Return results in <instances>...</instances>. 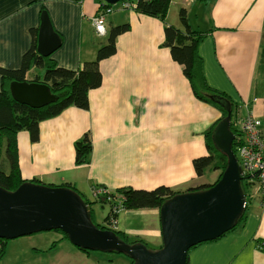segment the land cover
<instances>
[{
	"label": "crops",
	"instance_id": "1",
	"mask_svg": "<svg viewBox=\"0 0 264 264\" xmlns=\"http://www.w3.org/2000/svg\"><path fill=\"white\" fill-rule=\"evenodd\" d=\"M102 1L0 0L4 68L21 67L33 41L30 30L39 28L43 10L61 40L49 56L72 70L96 59L112 25L130 23V30L116 39L115 54L100 61L103 79L89 91L88 109L71 106L43 120L35 142L28 131L18 133L24 177L72 182L83 194L81 180L91 191L96 184L115 191L212 183L196 174L193 160L207 154L205 132L222 114L193 92L182 65L164 45L165 26L181 28L178 13L186 8L191 26L205 32L198 54L209 85L230 97L239 118L251 110L264 120V0H173L165 22L122 6L119 20L106 16V33L99 35L92 17ZM34 74L44 70L32 68L27 78ZM85 134L93 149L87 162L77 165L75 142ZM214 175L217 179L219 171ZM255 199L259 205L248 208L243 226L198 244L188 264H264V200ZM143 209L149 215L140 219L150 223L127 228L121 222L117 228L146 242L147 237L162 238L160 210Z\"/></svg>",
	"mask_w": 264,
	"mask_h": 264
},
{
	"label": "trees",
	"instance_id": "2",
	"mask_svg": "<svg viewBox=\"0 0 264 264\" xmlns=\"http://www.w3.org/2000/svg\"><path fill=\"white\" fill-rule=\"evenodd\" d=\"M172 1L173 0H124L121 1V4L123 7H125V4H128L125 8L131 9L139 14L159 18L161 21L165 22ZM198 1L204 2L206 0ZM112 9L113 5L106 3L104 0L99 4V11L104 15ZM178 18L181 28L173 24H166L164 45L170 48L174 60L182 65L183 72L190 81L195 95L200 100L213 104L222 114L221 118L205 132L207 154L193 160V166L198 176H203L212 171H219V175L214 181V183H216L227 167V157L217 148L213 142L212 136L215 126L222 119L229 116V109L215 99H212L211 96L223 98L231 103V130L236 135L231 148L237 158H239V147L242 145L244 139L238 121L236 120L237 111L230 97L226 93L211 87L203 73V61L198 54V45L205 32L196 30L191 26L186 8H180ZM128 30H130V23L112 25L109 30L108 41L99 48L96 59L84 62L78 70L60 67L50 56L41 55L37 50L39 28H32L30 30L33 41L30 49L22 57L21 67L16 69L0 67V187L13 191L25 182L46 185L37 177H24L19 163L18 133L22 130H28L31 141L35 142L39 139L40 123L43 120L58 116L71 106L85 110L88 109L90 106L89 91L98 88L102 83L103 75L100 69V61L115 54L117 50V37ZM32 68L43 69L44 74H34L29 80L47 84L51 92L57 96L56 101L40 108H34L17 102L12 97L10 84L13 81L28 80L27 75ZM92 149L93 143L90 135L85 134L75 142L76 162L78 164L86 163ZM4 151L5 154L3 157ZM6 168H8V171ZM214 183H201L197 186H191L188 187L186 192L204 191L210 188ZM47 185L54 186V184ZM60 186L73 190L75 193L79 194L87 204L93 205L97 202V200H90L82 196L79 188L72 182H63ZM255 186V178L249 175L244 176L241 187L245 199L248 201L247 207L239 218L238 223L222 236L244 225L250 204L249 198L255 195L253 194ZM116 192L120 194L122 206L126 210L143 208H157L160 210V207L167 200L178 194V192L168 186H158L150 190L123 187L116 190ZM91 217L93 219V211L91 212ZM106 223H108V221ZM100 226L102 229L109 228V226L105 224ZM113 230L118 238L129 244L139 242L148 247L147 242L142 239H134L132 241L123 230ZM63 234L65 238L69 239L64 232ZM7 241L6 239L0 238V259H2L6 253ZM196 246L197 245L193 246L189 250V254ZM79 249L86 251L85 249ZM189 254L186 264L189 263ZM132 263L133 260L131 259L130 264Z\"/></svg>",
	"mask_w": 264,
	"mask_h": 264
},
{
	"label": "water",
	"instance_id": "3",
	"mask_svg": "<svg viewBox=\"0 0 264 264\" xmlns=\"http://www.w3.org/2000/svg\"><path fill=\"white\" fill-rule=\"evenodd\" d=\"M115 4L124 0H104ZM61 45L46 11L41 14L37 50L49 56ZM12 97L40 108L57 100L42 82L13 81ZM229 109V116L214 128L213 142L227 157L221 178L210 188L177 194L160 207L162 246L150 250L143 243L129 244L109 229L91 220L92 205L63 186L25 182L9 191L0 187V238L14 239L40 231L61 230L81 249L117 252L129 256L132 264H186L189 250L215 240L230 231L245 211L241 163L232 151L236 137L231 130V103L211 96Z\"/></svg>",
	"mask_w": 264,
	"mask_h": 264
},
{
	"label": "rangeland",
	"instance_id": "4",
	"mask_svg": "<svg viewBox=\"0 0 264 264\" xmlns=\"http://www.w3.org/2000/svg\"><path fill=\"white\" fill-rule=\"evenodd\" d=\"M112 5L113 9L111 13H109L110 11L107 12L106 16L108 17L109 21L113 20L115 22L113 18L116 15V18H118L119 20L118 14H120L119 10L122 7V4L121 1H119ZM99 13H101V11H98L97 15H95L94 17H98L100 15ZM112 13L113 16L111 18L110 15ZM200 21H202V27H204L203 22H206L205 17H202L199 22ZM124 22L125 21H122L121 23ZM192 22H196L197 24L196 20H192ZM95 30L98 33L96 27ZM98 34L103 35L100 33ZM107 38L108 36H106V39ZM26 81L36 82L29 80V78ZM17 141L20 160V145L18 138ZM4 154L5 151L3 152V157ZM76 164L80 165L77 162ZM6 170L8 171V168H6ZM214 173L215 171L206 173L205 180L214 183V180L216 179ZM67 176H70V174L66 175L65 177ZM41 180L43 181V184H51L46 182L43 178ZM53 182L58 183L59 181ZM80 182L81 183H79V187L84 190L85 194L84 195L81 192V195L90 200H97V202L92 205L93 219L91 217L92 222L97 227L101 228L100 225L105 224L109 226V230L114 231L113 229H118L117 227L119 223L121 225V222L124 223L127 228L146 225L147 223L151 222V220L149 221L140 219V217L144 215L143 213L149 215L148 209H124V207L122 206V198L120 197V194L116 192V190L112 191L114 194H116L114 195L113 193L108 192V187H106L105 185L96 184L92 187L91 191L86 189L88 184L85 183V180H81ZM54 186H60V184H54ZM173 189L174 191L178 192V194H181L185 193L188 187ZM255 198L261 199L258 194H255L252 198H249V207L251 206L250 208L258 207L259 200ZM107 221L108 223H106ZM149 228H152V226L149 225ZM119 229H121V227ZM129 239L133 241L134 239L139 240L142 238L137 236H131L129 237ZM147 240L149 249L155 251L158 250L160 248V244L163 243L162 238H159V235H157L156 237H147ZM130 262L131 259L129 258V256L123 253H112L98 250L82 251L78 247H76L69 239L65 238L63 232L58 230L40 231L29 235H24L18 238L10 239L7 241L6 253L4 257L0 259V264H130Z\"/></svg>",
	"mask_w": 264,
	"mask_h": 264
},
{
	"label": "built area",
	"instance_id": "5",
	"mask_svg": "<svg viewBox=\"0 0 264 264\" xmlns=\"http://www.w3.org/2000/svg\"><path fill=\"white\" fill-rule=\"evenodd\" d=\"M128 4H125L127 7ZM93 23L100 34L106 32V15L100 13L93 18ZM236 120L242 132L243 143L239 147L238 156L243 176H252L256 180L253 194H258L264 200V120L254 115L251 110ZM248 201L245 199L244 206Z\"/></svg>",
	"mask_w": 264,
	"mask_h": 264
},
{
	"label": "bare ground",
	"instance_id": "6",
	"mask_svg": "<svg viewBox=\"0 0 264 264\" xmlns=\"http://www.w3.org/2000/svg\"><path fill=\"white\" fill-rule=\"evenodd\" d=\"M108 192H109V193H112V190L108 188Z\"/></svg>",
	"mask_w": 264,
	"mask_h": 264
}]
</instances>
